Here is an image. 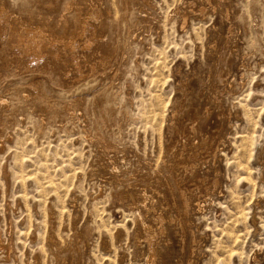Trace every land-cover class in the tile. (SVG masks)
I'll list each match as a JSON object with an SVG mask.
<instances>
[{
	"label": "rangeland",
	"instance_id": "374dc122",
	"mask_svg": "<svg viewBox=\"0 0 264 264\" xmlns=\"http://www.w3.org/2000/svg\"><path fill=\"white\" fill-rule=\"evenodd\" d=\"M0 3L106 17L63 61L0 47V264H264V0Z\"/></svg>",
	"mask_w": 264,
	"mask_h": 264
},
{
	"label": "bare ground",
	"instance_id": "6f19581e",
	"mask_svg": "<svg viewBox=\"0 0 264 264\" xmlns=\"http://www.w3.org/2000/svg\"><path fill=\"white\" fill-rule=\"evenodd\" d=\"M88 1V0H87ZM103 3V2H102ZM87 4V9L86 10H79L77 11L79 14V19L78 22L76 24V27L74 29V31L72 33H65L63 35H58L55 32H50L42 27H38L35 26L33 23H30L28 21H24L22 18H14L11 15V11H9L7 9V6L4 3H0V47H6L8 50L10 51H15L17 53H21L22 57L23 54L26 56L28 61V65L31 66H35V65H39L42 63V61H44V54L49 53L51 59H53L55 62H59L60 60L63 61L61 58H59V54H64L66 53V51H71V50H79L77 49L78 46V42L80 41V39H84V43L87 46H90V43H92L91 41L93 40L92 38H94L95 36V23H100L102 22V17L103 13H104V4ZM53 5V4H52ZM128 8V7H127ZM43 10V9H42ZM41 10V11H42ZM39 11V12H41ZM47 11V10H46ZM129 11V10H128ZM44 12V11H43ZM48 12V11H47ZM130 12V11H129ZM21 13V12H20ZM23 11H22V13ZM26 13V12H25ZM46 13V12H45ZM34 15V13H31ZM44 14V13H43ZM27 15H29L27 13ZM32 15V16H33ZM39 15V14H38ZM62 15V14H61ZM66 14H64L65 16ZM129 15V14H128ZM31 16V15H30ZM37 16V15H36ZM43 16V15H42ZM35 17V16H33ZM63 18V16H61ZM37 18H40L39 16H37ZM46 18V17H45ZM44 18V20H45ZM65 18V17H64ZM106 17H104L105 19ZM108 19V18H107ZM39 20V19H38ZM60 20V18H59ZM58 20V21H59ZM46 21V20H45ZM63 21V20H62ZM66 21V19L64 20ZM128 22V21H127ZM44 23V21H43ZM65 23V22H64ZM51 24V23H50ZM63 24V23H62ZM67 24V22L65 23ZM131 24V23H129ZM49 25V24H48ZM56 25V24H55ZM68 25V24H67ZM66 25V26H67ZM102 25V24H101ZM97 26V25H96ZM133 26V25H130ZM49 27V26H48ZM57 28V26H55ZM47 28V27H46ZM58 29V28H57ZM130 29V27H129ZM54 30V29H53ZM63 30V29H62ZM128 30V27H127ZM121 31V30H120ZM129 31V30H128ZM59 32V31H58ZM68 32V31H67ZM60 33V32H59ZM63 33V32H62ZM61 34V33H60ZM107 34V33H106ZM116 34V33H115ZM133 35V34H132ZM116 36V35H115ZM131 36V35H130ZM129 36V37H130ZM128 37V38H129ZM127 38V39H128ZM95 39V38H94ZM105 39H107V37H105ZM104 39V40H105ZM101 41V40H100ZM105 44V43H104ZM5 45V46H2ZM101 45V44H100ZM23 46V48H21ZM81 48V47H80ZM91 48V47H90ZM89 48V49H90ZM2 49V48H1ZM95 49V48H94ZM1 51V50H0ZM9 51V52H10ZM114 51V50H113ZM2 52V51H1ZM14 52V53H15ZM78 53V51H77ZM85 53V52H84ZM79 54V53H78ZM98 54V53H96ZM4 55V54H3ZM10 55V54H9ZM48 55V56H49ZM68 55V54H67ZM77 55V54H75ZM15 56V55H13ZM21 56V55H20ZM46 56V55H45ZM4 57V56H3ZM12 57V56H11ZM83 57V56H82ZM99 58V57H97ZM105 58V57H104ZM13 59V58H12ZM22 59V58H21ZM20 59V60H21ZM100 59V58H99ZM11 61V60H9ZM22 61V60H21ZM25 61V60H24ZM67 62V61H65ZM64 63V62H63ZM68 63V62H67ZM67 63H64L63 65L65 66V64L67 65ZM75 63V62H74ZM54 64V63H53ZM57 64V63H56ZM62 64V63H61ZM45 65V63H44ZM55 65V64H54ZM60 65V63H59ZM56 66V65H55ZM29 67V66H28ZM57 67V66H56ZM55 67V68H56ZM59 67V66H58ZM34 68V67H32ZM37 68V67H36ZM48 68V67H47ZM51 68V67H50ZM54 68V66H53ZM49 69L52 71V69ZM26 69V68H25ZM57 69V68H56ZM47 70V72L49 71ZM61 70H63L61 68ZM80 70V69H79ZM93 70V69H92ZM24 71V70H23ZM56 70H53L52 73L55 72ZM6 73V72H5ZM25 73V71H24ZM34 73V72H33ZM32 73V74H33ZM42 73V72H41ZM40 73V74H41ZM45 73V72H44ZM42 73V74H44ZM50 73V72H48ZM51 73V75H52ZM29 74V73H28ZM31 74V73H30ZM31 74V75H32ZM57 75H59L60 73H56ZM64 75V74H63ZM45 76V75H43ZM53 76V75H52ZM62 76V74H61ZM57 77H60L57 76ZM88 77V76H87ZM41 78V77H40ZM48 78V77H45ZM42 79V78H41ZM52 79V78H51ZM29 81V80H28ZM46 81L48 82V80H45V84ZM31 82V81H29ZM41 82V81H37ZM91 82V81H90ZM50 83V82H49ZM63 84V83H62ZM79 84V83H78ZM41 85V84H40ZM43 85V84H42ZM58 85V84H56ZM75 85V84H74ZM32 86V85H31ZM79 86V85H78ZM77 86V87H78ZM83 86V85H82ZM87 86V85H86ZM36 87V86H33ZM45 87H50V85L48 84ZM52 87V86H51ZM74 87V86H71ZM85 87V84H84ZM53 89H55V87H52ZM25 89V88H24ZM48 89V88H47ZM58 89V88H57ZM80 89V87H79ZM61 90V89H60ZM29 93H32L30 90H28ZM37 91V90H36ZM50 91H52V89L50 90L49 88V93ZM56 91V90H55ZM59 91V90H57ZM58 93V92H57ZM51 94V93H50ZM16 96V95H15ZM20 97V96H19ZM41 98V97H40ZM44 99V98H43ZM7 100V99H6ZM0 103L6 105L8 102H5L2 98H0ZM25 103V101H24ZM1 106V105H0ZM4 108V107H2ZM73 107H71L72 109ZM8 109V108H7ZM6 109V110H7ZM67 109V108H66ZM74 109V108H73ZM5 110V111H6ZM72 118L75 116L74 112H70ZM74 115V116H73ZM71 118V117H70ZM9 139H11V136H8ZM246 139V138H244ZM248 139V138H247ZM3 143V142H2ZM3 146V144L0 143V147ZM212 147V146H211ZM44 168V167H43ZM243 169V168H242ZM44 171V170H43ZM78 171V170H77ZM248 171L250 172V169L248 167ZM65 172V171H64ZM73 173V172H72ZM51 175V174H50ZM252 176V175H251ZM74 177V176H73ZM29 178V177H27ZM31 178V177H30ZM43 178L45 179V177L43 176ZM35 178L31 179L34 180ZM41 179V178H39ZM28 180V179H27ZM37 181V179H35ZM34 180V181H35ZM63 180V179H62ZM36 181L34 183H36ZM41 181H45V180H41ZM61 181V179H60ZM27 182V181H25ZM39 182V181H38ZM37 182V183H38ZM46 182V181H45ZM48 183V181H47ZM47 185V184H46ZM63 185V184H62ZM50 186V185H49ZM61 186V185H60ZM53 187V186H52ZM64 187V186H63ZM58 188V187H57ZM66 190V189H65ZM64 190V192H66ZM181 191V190H180ZM63 192V191H61ZM63 194V193H62ZM182 197H183V203H184V207H186V210L189 209L190 205H191V199L186 192L181 193ZM60 198V197H58ZM198 208H201V204L198 203ZM249 213V212H248ZM243 214V213H242ZM245 214V213H244ZM251 214H254V210L251 212ZM246 215V214H245ZM248 215V214H247ZM246 215V216H247ZM244 217V215H243ZM242 218V217H240ZM243 220V218H242ZM154 222H156L157 225L160 226V229H164L163 227V217L161 215H157L156 217H154L153 219ZM142 227L144 228V230L147 233V237H148V244H149V250H150V258L153 259L155 257V246L154 244L156 243L155 238L151 235V233H149V229L150 226L147 223H144V221L141 222ZM1 231V230H0ZM12 241V240H11ZM9 243V242H8ZM13 243L10 242V244H8L9 247H12ZM4 246V241L2 240L1 236H0V247ZM14 248V246H13ZM3 251V250H2ZM236 255V254H235Z\"/></svg>",
	"mask_w": 264,
	"mask_h": 264
}]
</instances>
